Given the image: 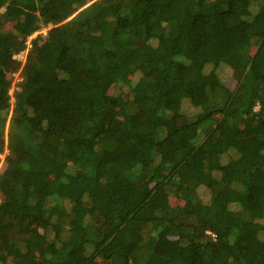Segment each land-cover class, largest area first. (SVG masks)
<instances>
[{
	"label": "trees",
	"instance_id": "trees-1",
	"mask_svg": "<svg viewBox=\"0 0 264 264\" xmlns=\"http://www.w3.org/2000/svg\"><path fill=\"white\" fill-rule=\"evenodd\" d=\"M2 160L0 264H264V0H0Z\"/></svg>",
	"mask_w": 264,
	"mask_h": 264
},
{
	"label": "rangeland",
	"instance_id": "rangeland-1",
	"mask_svg": "<svg viewBox=\"0 0 264 264\" xmlns=\"http://www.w3.org/2000/svg\"><path fill=\"white\" fill-rule=\"evenodd\" d=\"M51 27H52V24H51V25H48L47 27H45V28H43V29H41V30H38V31H36L34 34H32V35L28 38V41H27L28 44H29L28 48L31 47L32 40H33L35 37H37L39 34L44 35V38H45L46 35H47V33H48V30H49ZM28 48H27V49H24V50H22V51H20V52H17V53L14 55V58H17L18 60L26 61V58H27L28 53H29ZM19 73H20V71H18V72H16V73L14 74V80H13V83H12V87H11V89H10V94H12V93L14 92V89H15V82L19 80ZM256 108L258 109L259 107L257 106ZM4 156H5V154L2 155V158H3ZM3 159H4V158H3ZM3 163H5L4 160H2V163H1V165H0V172H2V171H3V168L5 167V164H3ZM173 201H174V200H173Z\"/></svg>",
	"mask_w": 264,
	"mask_h": 264
}]
</instances>
